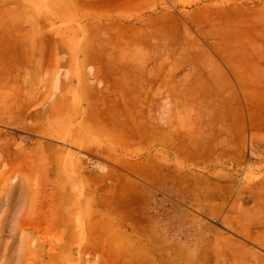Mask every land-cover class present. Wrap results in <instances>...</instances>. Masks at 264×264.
Returning <instances> with one entry per match:
<instances>
[{
	"label": "rangeland",
	"instance_id": "rangeland-1",
	"mask_svg": "<svg viewBox=\"0 0 264 264\" xmlns=\"http://www.w3.org/2000/svg\"><path fill=\"white\" fill-rule=\"evenodd\" d=\"M213 4L221 16L205 25L199 43L209 46L212 58L242 85L254 76L264 86V0ZM23 16L25 27H38L44 16L55 24L46 0H0V27ZM3 70L14 97L30 94L42 104L51 95L47 69ZM30 75L34 83L26 82ZM143 101L147 115L142 113V122L150 128L160 116L151 111L148 99ZM184 103L190 114L174 117L180 133L170 145L120 149L124 166L111 169L114 180L99 179L89 170L95 169L90 160L83 164L81 153L63 159L72 195L45 194L38 170L32 178L17 170L1 178L0 264H264V141L252 140L238 163L228 155L201 162L196 154L213 128L221 138L233 130L231 140L238 145L249 127L254 135L264 130V97L243 96L238 90L214 105L208 100ZM213 113L219 118L213 120ZM2 138L21 143L31 137L0 124ZM151 151L158 155L154 176ZM84 168L82 179L78 174Z\"/></svg>",
	"mask_w": 264,
	"mask_h": 264
},
{
	"label": "crops",
	"instance_id": "crops-1",
	"mask_svg": "<svg viewBox=\"0 0 264 264\" xmlns=\"http://www.w3.org/2000/svg\"><path fill=\"white\" fill-rule=\"evenodd\" d=\"M215 1L46 0L54 10L53 26L46 16L38 19V27L22 26L23 16L0 27V124L31 137L21 143L0 140V179L13 170L32 178L38 170L45 194L72 195L65 157L81 153L83 164L90 160L95 168L89 169L92 173L111 181V169L124 166L120 149L170 145L180 133L174 117L190 114L184 101L214 105L238 90L243 96L263 98L264 86H258L254 76L242 85L212 58L209 46L199 43L205 25L221 16ZM58 20L74 24L57 26ZM23 66L48 70L53 87L42 104L30 94L14 97L5 86L11 81L3 69ZM32 80L30 75L26 82ZM143 98L160 116L150 128L142 122V113L147 115ZM179 104L184 106L177 111ZM212 116L215 120L220 115ZM253 132L249 127L238 145L231 140L233 130L222 136L223 142L221 131L213 128L204 148L196 152L198 159L214 162L228 155L241 162L252 140L264 141V130ZM149 158L154 176L158 155L151 151ZM85 170L79 178L85 179Z\"/></svg>",
	"mask_w": 264,
	"mask_h": 264
}]
</instances>
